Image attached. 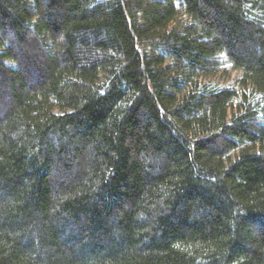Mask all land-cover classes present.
Here are the masks:
<instances>
[{"label":"trees","instance_id":"obj_1","mask_svg":"<svg viewBox=\"0 0 264 264\" xmlns=\"http://www.w3.org/2000/svg\"><path fill=\"white\" fill-rule=\"evenodd\" d=\"M0 264H264V0H0Z\"/></svg>","mask_w":264,"mask_h":264},{"label":"rangeland","instance_id":"obj_2","mask_svg":"<svg viewBox=\"0 0 264 264\" xmlns=\"http://www.w3.org/2000/svg\"><path fill=\"white\" fill-rule=\"evenodd\" d=\"M225 66H226L225 68L226 71H224L225 74H223L220 78L222 79L223 82H231L235 75L231 73V70L228 65H225ZM237 72H236V75L238 74Z\"/></svg>","mask_w":264,"mask_h":264}]
</instances>
